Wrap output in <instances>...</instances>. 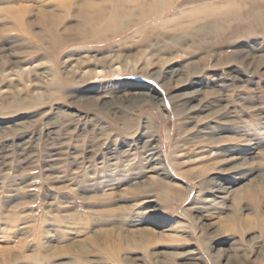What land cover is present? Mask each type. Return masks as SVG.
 Segmentation results:
<instances>
[{
	"label": "rangeland",
	"instance_id": "obj_1",
	"mask_svg": "<svg viewBox=\"0 0 264 264\" xmlns=\"http://www.w3.org/2000/svg\"><path fill=\"white\" fill-rule=\"evenodd\" d=\"M146 1L0 0V264H264V0ZM228 146L260 165L235 209L209 181Z\"/></svg>",
	"mask_w": 264,
	"mask_h": 264
},
{
	"label": "bare ground",
	"instance_id": "obj_2",
	"mask_svg": "<svg viewBox=\"0 0 264 264\" xmlns=\"http://www.w3.org/2000/svg\"><path fill=\"white\" fill-rule=\"evenodd\" d=\"M111 1V0H110ZM151 2L152 5L150 6H154L156 2H158L159 0H149ZM163 1V0H161ZM160 1V2H161ZM126 0H113V9L116 10L117 8L120 7L121 4H125ZM135 2V1H134ZM145 2V0H144ZM148 3V0L146 1ZM127 3V2H126ZM158 6H155V8ZM141 8V7H140ZM152 11H158L157 9L151 7ZM120 11V8H119ZM191 13V17H192V22H196L199 20V17L201 14L205 13L203 12L202 9H195L193 10ZM118 11L115 12V18H117ZM184 25H190V24H184ZM183 25V26H184ZM219 29V28H217ZM9 75V73L7 74ZM216 83H221V80H216ZM196 83H192V85H195ZM194 87V86H193ZM125 90L120 91V93H126L124 92ZM119 92V91H118ZM132 93V92H131ZM142 94V93H141ZM140 93H134L129 95L128 93H126L125 96H120L117 97V100L120 101H129V102H134L136 103L137 101L141 102L143 100L147 101V100H153V101H160L159 97L161 96L159 93L156 92H152V93H147L146 95H141ZM144 94V93H143ZM198 94V91H192L191 93L187 94L189 95L187 101L189 102V104H187L186 106H188L186 109L188 110V117H187V124H193V120L196 118L203 116H208L209 113L213 110L211 107L202 104L201 102L199 104H190V101L194 102L198 100V96L195 95ZM190 95H195V96H190ZM98 96V95H96ZM183 97V95H178ZM102 101H101V105L102 107H106L108 106V104L110 103L108 98L105 97L104 95H101L99 97ZM224 102V101H223ZM219 105L220 102H219ZM225 112V111H224ZM213 113V112H212ZM223 113V112H222ZM231 112H228V114H231ZM215 114V113H214ZM226 114V115H228ZM229 117V115H228ZM232 114H231V118H232ZM189 121V122H188ZM228 131V130H227ZM225 132V131H224ZM219 135V134H218ZM221 135V134H220ZM219 135V136H220ZM213 137V136H212ZM221 137H219L218 139L220 140ZM216 139V137L214 138V140ZM151 147V144H144V148L145 149H149ZM219 152L217 153V155L215 154V156L211 157V161L212 162H216V167L213 169L211 176L209 177L210 180L209 181H214V191H217V199H218V204H220L221 206L224 207H228V208H233L235 209V206L237 205L238 201H241V191L244 190L245 194H248L250 197H253L254 191L255 189L253 188H249L247 186V183H245L246 181L250 182L248 179V177H251L252 175H254L255 173H257L258 169H260V165L257 166L254 163H250L248 161L245 160V157H243L242 154H232L231 155V146L228 147H219L218 148ZM260 153H256L257 157H260ZM162 157V156H161ZM209 159V157H208ZM163 159L159 160L158 158L153 159L149 161V163L147 164L146 168L149 169V173L152 174H156L150 177V179H155V181L159 182L161 185H164V187H167L168 183L167 181H169V183L171 184L174 181V176L172 175V173L170 172V170L167 168V166L163 163ZM260 171V170H259ZM242 184L241 186V190L240 192L235 189H233V187L236 184ZM129 185V184H128ZM127 185V186H128ZM126 186V187H127ZM123 189V187L121 188ZM128 190V189H127ZM124 190V200H135V197L131 195V193H129V190ZM122 196V195H121ZM145 199H147L145 202L151 203L153 200H151L152 198L149 196L144 197ZM123 200V199H121ZM233 200H235V204L233 202ZM131 211H139L142 210V208L140 207L139 203L133 202V204L131 205ZM151 220V219H150ZM146 221L149 223H152L155 226L158 227H165V231L167 233H179L185 230L183 224L178 223V222H168V221H164L163 223H158L156 221ZM170 221V220H169ZM207 221V220H206ZM222 243L224 244L225 240H221ZM230 243L229 240H226V243ZM235 242L231 241V245H230V250H232L234 253L237 252L238 253V245L234 244ZM238 246V247H237ZM231 252V253H233ZM240 252V249H239ZM189 256L191 258H198L197 257V253L196 252H192L189 254Z\"/></svg>",
	"mask_w": 264,
	"mask_h": 264
}]
</instances>
